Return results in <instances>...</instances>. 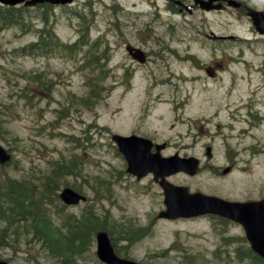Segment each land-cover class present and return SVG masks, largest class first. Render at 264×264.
Returning <instances> with one entry per match:
<instances>
[{"label":"rangeland","instance_id":"1","mask_svg":"<svg viewBox=\"0 0 264 264\" xmlns=\"http://www.w3.org/2000/svg\"><path fill=\"white\" fill-rule=\"evenodd\" d=\"M238 1L264 10V0ZM194 2L74 0L69 9L46 10L45 17L32 10L30 22L0 33V65L10 70L0 75L2 143L14 159L9 172L41 185L58 164L65 168L59 191L71 187L88 196V203L65 212L95 217L93 242L77 256L78 264H98L101 230L122 257L142 264H182L191 256L194 264H262L248 255L239 258L249 246L239 225L211 216L157 219L164 209L161 187L152 175L137 180L128 174L111 140L114 133L138 134L168 143L164 156H196L202 164L198 175L169 178L192 193L264 198V121L256 130L241 122L228 128L225 106L256 91V110L264 116V37L245 11L206 12ZM47 27L68 44L90 38L71 56L13 55L39 42ZM94 43H109L105 63L91 64ZM128 45L153 53L147 65L129 57ZM207 146L214 148L212 160ZM230 166L232 173L224 175ZM28 242L0 248V256L11 264H59Z\"/></svg>","mask_w":264,"mask_h":264},{"label":"trees","instance_id":"2","mask_svg":"<svg viewBox=\"0 0 264 264\" xmlns=\"http://www.w3.org/2000/svg\"><path fill=\"white\" fill-rule=\"evenodd\" d=\"M31 10L0 6V33L6 28H19L30 22L35 17ZM40 15L45 17L46 11L42 10ZM42 29L40 41L22 47V51L40 53L54 49L55 46L71 49V52L82 49L78 44L70 46L57 41L53 29ZM95 45L105 50L108 44L94 43L91 46ZM102 55L96 57L95 61H100ZM0 72L7 73L1 68ZM52 171V176L39 185L38 182L20 181L9 173L7 166L0 167V248L9 249L18 241L28 238V246L41 249L52 259L58 260L59 264H78L77 256L80 257L93 242L95 217L91 214L81 218L65 216L66 206L61 203L58 195L65 168L56 164ZM64 233L68 235L66 239H63ZM13 236L17 238L13 239ZM247 254L264 264V260L251 250Z\"/></svg>","mask_w":264,"mask_h":264},{"label":"water","instance_id":"3","mask_svg":"<svg viewBox=\"0 0 264 264\" xmlns=\"http://www.w3.org/2000/svg\"><path fill=\"white\" fill-rule=\"evenodd\" d=\"M26 0H0L7 5H17ZM220 0H198L203 9H219L220 6H214V2ZM70 3L72 0H31L27 5L37 3ZM230 5L239 7L241 4L236 1H229ZM249 15L253 18L258 30L264 33V13H259L250 9ZM131 54L140 61H144V55L139 50L137 54L133 53L134 48L128 49ZM120 151L125 155L128 161V171L138 178L146 176L153 172L158 180L160 177L161 186L165 191L166 210L160 214V218L178 219L192 218L205 214H217L228 217L236 222L242 223L245 227L248 240L252 248L264 258V204L263 203H229L220 198L208 197L203 194H190L188 188L174 186L166 181V177L178 172H185L189 175H196L199 170V162L193 158L181 159L177 156L164 159L159 154H151L152 144L150 141L137 137H120L114 136ZM159 150L161 147L158 148ZM210 156V149L208 151ZM11 156L0 146V162L6 163ZM61 199L69 204L76 205L81 200L85 201L86 197L80 195L70 188H66L60 195ZM98 256L108 264H137L133 261L120 259L114 252V249L106 232L97 234ZM0 264H7L0 260Z\"/></svg>","mask_w":264,"mask_h":264},{"label":"flooded vegetation","instance_id":"4","mask_svg":"<svg viewBox=\"0 0 264 264\" xmlns=\"http://www.w3.org/2000/svg\"><path fill=\"white\" fill-rule=\"evenodd\" d=\"M246 96L247 102L235 101L233 104L226 103L225 106L230 111H232V107L236 108L234 112L228 113L233 122L247 124L249 129L256 130V91L246 94Z\"/></svg>","mask_w":264,"mask_h":264}]
</instances>
